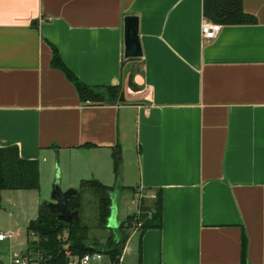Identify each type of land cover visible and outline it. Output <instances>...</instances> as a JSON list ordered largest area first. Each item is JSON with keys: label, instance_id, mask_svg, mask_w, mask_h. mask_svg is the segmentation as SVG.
I'll return each mask as SVG.
<instances>
[{"label": "crops", "instance_id": "1", "mask_svg": "<svg viewBox=\"0 0 264 264\" xmlns=\"http://www.w3.org/2000/svg\"><path fill=\"white\" fill-rule=\"evenodd\" d=\"M243 4L256 24L205 41L204 0H0V148L38 161L40 190L28 191L56 171L62 192L89 180L117 188L119 146L117 203L130 194L139 212L162 195V228L134 225L120 264H264V0ZM129 15L136 60L124 58ZM53 48L82 83L120 86L124 101L82 103ZM28 237L0 264L27 252Z\"/></svg>", "mask_w": 264, "mask_h": 264}, {"label": "trees", "instance_id": "2", "mask_svg": "<svg viewBox=\"0 0 264 264\" xmlns=\"http://www.w3.org/2000/svg\"><path fill=\"white\" fill-rule=\"evenodd\" d=\"M204 18L208 21L219 23L223 26L256 24L257 19L246 13L243 0H204ZM53 67L62 70L68 79L75 85L82 103L96 105L104 102L119 100L121 87H91L82 83L63 63L59 52L53 48ZM128 86L132 90L139 87L134 82V73L130 74ZM114 173L117 185L122 176V158L119 146L113 151ZM87 188H94L99 194L98 228H108V220L111 216V194L114 187L104 186L97 180H89L81 183L79 189L73 190L75 195L69 201L71 211L81 212V195ZM5 190H40L39 163L36 160L21 158L19 150L15 146L0 148V208L1 193ZM163 220V198L159 193L152 207L139 201V212L127 217L115 233L111 231L105 244L92 240L89 236L90 227L83 224L79 217L73 224L61 221L58 214L52 212L49 203L43 202L39 209L37 219L29 222L28 236L32 240L28 242L27 255L42 264H67L65 246L68 245L72 254L84 256L86 254L103 253L110 259L111 264H120L122 253L128 241L129 230L132 225H139L141 232L149 229H161ZM67 233L64 240L63 234ZM242 254L246 251V238L242 237Z\"/></svg>", "mask_w": 264, "mask_h": 264}, {"label": "rangeland", "instance_id": "3", "mask_svg": "<svg viewBox=\"0 0 264 264\" xmlns=\"http://www.w3.org/2000/svg\"><path fill=\"white\" fill-rule=\"evenodd\" d=\"M60 179V173L56 171V180L54 184L52 186L49 185L42 193L13 190H7L3 193V201L0 208V230L5 234L11 232L17 233L14 240L7 241L4 245L0 246V252L3 255L9 253L11 243L19 246L27 242V220H35L38 218L39 208L43 202L52 203V196L56 185L61 188ZM78 188L79 185H76L74 189ZM115 190L112 192L111 196L115 195ZM131 197L132 195L129 194V196H127L126 194L125 197L119 200L116 216L118 220H114V225H110L109 223L108 228L99 229V194L94 188H87L82 192L80 219L83 224L90 227L89 236L92 240L100 244H105L111 231L115 233V229H117L119 222H123L128 216L138 213L137 204L132 203ZM36 201H38V203ZM112 220L113 217L110 216L109 222H112ZM134 225H132L131 228H133ZM129 230L126 231L127 234L131 233V230ZM63 238L66 240L67 233L63 234ZM32 239V237H28V240ZM24 254H27V252H24ZM108 260V257L105 256L101 262L93 261L91 264H110Z\"/></svg>", "mask_w": 264, "mask_h": 264}, {"label": "water", "instance_id": "4", "mask_svg": "<svg viewBox=\"0 0 264 264\" xmlns=\"http://www.w3.org/2000/svg\"><path fill=\"white\" fill-rule=\"evenodd\" d=\"M124 23V58L126 60L140 59L143 57V49L139 37V18L137 16L129 15L125 17ZM120 101H124L123 92L121 93ZM120 187L121 184L119 183L116 189H120ZM73 195H75V192H73V190L62 192L60 187L56 185L52 196L54 202L49 203L50 210L58 214V217L61 221L68 224H73L80 217L78 211L73 212L69 208V201ZM117 196V191L115 192L114 196H111V217L113 218L117 214ZM121 223L122 222H119L118 226Z\"/></svg>", "mask_w": 264, "mask_h": 264}, {"label": "built area", "instance_id": "5", "mask_svg": "<svg viewBox=\"0 0 264 264\" xmlns=\"http://www.w3.org/2000/svg\"><path fill=\"white\" fill-rule=\"evenodd\" d=\"M222 31V25L219 23H214L210 21H205L202 25V35L205 41L215 40ZM142 193H139V198L141 199ZM151 198H156V195H150ZM12 235L0 233V241H5L11 239ZM65 255L68 259L67 264H91L93 261L101 262L105 255L103 253L97 252L93 254H86L84 256H79L72 254L69 250L68 245L65 246ZM9 264H42L39 261L31 259L27 254L22 252L14 251L10 256Z\"/></svg>", "mask_w": 264, "mask_h": 264}]
</instances>
